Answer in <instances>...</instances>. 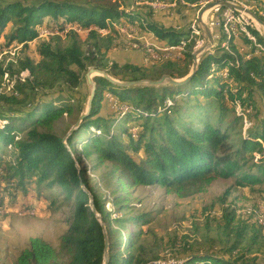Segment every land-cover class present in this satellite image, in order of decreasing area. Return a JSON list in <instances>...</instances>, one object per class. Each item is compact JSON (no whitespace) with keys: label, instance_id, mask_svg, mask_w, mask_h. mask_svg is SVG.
<instances>
[{"label":"trees","instance_id":"trees-1","mask_svg":"<svg viewBox=\"0 0 264 264\" xmlns=\"http://www.w3.org/2000/svg\"><path fill=\"white\" fill-rule=\"evenodd\" d=\"M174 1L199 5L206 0ZM153 15V9L147 6L128 9L121 0H0V39H5L0 48L11 47L13 42L26 47L45 26L51 30H63L67 24L104 28L107 19L125 20L156 38L168 39L173 46L183 44L189 34L186 30L158 24ZM46 17L50 23L45 21ZM8 25L11 29L6 32ZM251 30L264 44L263 37L254 28ZM219 34L214 52L200 57L196 71L184 84L120 86L94 76L89 114L65 143L62 142L65 133L56 132L55 121L64 113L73 115L77 107L72 103L73 96L63 89L67 92L77 89L88 67L105 70L121 81L157 79L163 75L180 79L191 70L192 46L179 59L148 66L142 61L121 64L114 61L104 67L110 51L117 46L116 42L113 44L116 31L103 37L92 30L83 40L78 32L70 30L65 35L68 42L65 46H53L50 40L42 39L37 46L38 60L18 57L17 74L22 70L28 72H23L27 74L23 80L18 75L14 77L11 67H3L0 62V88L4 74L14 80L10 92H0V142L4 147H13L14 156L12 161L0 160V205L5 207L4 194L29 195L36 188L35 197L39 200L34 202L46 201L49 208L59 206L66 226L56 246L40 236L31 237L28 246L13 261L0 264H103L104 233L89 205V194L105 225L108 264H149L146 249L134 238L137 231H130L127 226L146 225L152 221V215L149 212L117 215L134 210L132 191L137 187L157 184L167 194L187 198L205 191L217 178L235 176L236 185L242 188L253 187L262 180L264 113L256 94L264 98V55L257 52L253 37H239V45L245 49L240 56L235 38L224 32L223 36ZM224 41L229 50L223 48ZM258 47L264 52L261 45ZM151 69L156 76L149 74ZM208 81L213 82V88L207 89ZM190 86L205 93L208 99L202 95L192 99ZM51 90L55 92L50 93ZM105 92L128 106L127 110L116 115L114 112L109 118L100 114ZM36 93L42 96L36 97ZM31 94L28 108L21 110L17 106L21 102L18 97L28 99ZM228 101L232 104L238 101L242 116L249 107L252 110L247 116L251 127L237 145L229 131L221 129ZM215 103L220 110L219 120L210 123L206 116ZM201 112L204 118L199 117ZM238 118L235 116L233 123ZM85 129L88 135L78 140ZM254 152L258 158L248 164ZM92 156L98 166L107 164L103 175L109 196L100 181H90L84 160ZM107 203L112 209L106 208ZM221 225V234L227 237L222 253L193 252L178 264H263L257 257L246 255L264 239V230L251 213L244 216L233 208H223ZM230 233L234 235L232 240Z\"/></svg>","mask_w":264,"mask_h":264},{"label":"rangeland","instance_id":"rangeland-1","mask_svg":"<svg viewBox=\"0 0 264 264\" xmlns=\"http://www.w3.org/2000/svg\"><path fill=\"white\" fill-rule=\"evenodd\" d=\"M121 1L123 2V6L128 9L133 6H147L153 9L154 15L152 18L156 17L155 20L167 28H174V26L177 27L176 22L178 23V20L180 19L183 24L181 22L178 23L180 25L179 29H184L189 33L185 40H183V44L178 45L180 55H169L168 57L150 56L148 48H140L141 61L145 66H148L167 59L173 60L181 58L189 45L192 46V51L200 47V43L204 41V33L201 30L202 27L198 24H188L189 21L183 19L182 16L189 12L187 11L188 9H193L190 10V13L194 15L195 13H198L203 5L216 0H206L199 5H184V3H176L174 0ZM230 1L254 12H258V14L264 18V0ZM161 13L165 14V17L160 16ZM208 13L209 10L203 15L204 21H206L207 16H211L212 14L209 13L208 15ZM232 13L234 15L236 14L234 19H231V13L228 10V16L218 17L213 20V31L216 34L220 33L219 35H222L223 31L219 27L225 23V20L231 19L227 26L235 38V43H237L235 37L236 29L238 37H241L242 35L248 39L249 37L250 39L253 37L254 42L252 43H254L253 45L259 50L257 52L264 55L263 50L258 47V45H261V47L264 48V44L258 40L257 36L251 30L254 28L257 32L258 29L262 32L261 26L257 22H255L256 27L249 23V19L246 18L244 12L233 10ZM168 18H171L170 20L172 23L166 21ZM45 21L50 23V18L46 17ZM120 24L128 26L125 33H121ZM232 24H234V27ZM91 27L92 28L86 29L80 28L74 24H67L64 29L59 32L51 30L47 28V26L42 27L38 32L39 37L37 36L36 40L33 39L32 41H29L28 44H26V47L22 45V43L13 42L11 47L4 50L0 48V62L2 61L3 67L10 66L11 70L14 72V77H16L18 75V66L16 64L18 57L28 56L34 60H38L39 55L37 53V46L39 41L42 39L50 40L53 46H65L68 43L65 35L70 30L78 32L80 35L79 38L83 40L85 39L84 37L87 36L86 34L92 30L96 31L103 37L116 31L117 37L116 40L113 41V44L116 42L117 46L114 48L111 47L113 49L110 51L108 63L105 62L104 67L110 65V63L114 61H117L120 64L124 62H133V60L128 58L121 60L122 58L120 56L129 55L136 51L134 43H126V40L127 37L140 38V32H144L140 27H134L125 20H118V22H115L111 19H107L105 21L104 28H100V26ZM10 29L11 25H8L5 31L7 32ZM83 29H86V31ZM54 35H59V38ZM4 41L5 39L1 37L0 42L3 43ZM165 45L173 46L171 43H167ZM215 45L217 46L216 43ZM222 46L225 51L229 50L227 42L224 41ZM215 47L210 49L211 51L207 52L213 53ZM152 50L154 55L163 54V47H161V45L152 43ZM238 51L240 52V56L244 55V51ZM229 52L233 53L231 51ZM112 54L117 56L118 60H113L111 56ZM86 71L83 73L80 86L77 89L69 92H67L65 88L63 89L66 94L73 96L74 101H72V103L77 108L75 109L73 115L64 113L58 120L55 121V130L57 133H65L66 135L72 125L77 121L80 114L87 108V102L92 87L87 83L85 78ZM23 72L27 71L22 70L18 75L22 80L25 76H27V74ZM223 72L224 71H221V73ZM149 74L155 75L154 69H151ZM159 78L160 76L157 79ZM13 82L14 80L10 79L7 73L4 74L0 92H10ZM206 85L207 89L214 87L212 81H208ZM60 87L56 89L58 91L55 92V90H51L50 93L59 92ZM182 90L185 91L186 89ZM188 90L192 99H195V97H199L200 95H202L203 99H208V96L205 95V93H200V91L193 89L192 86H190ZM40 95L41 94L36 93V97ZM256 97L258 105L262 108L263 114L264 98H260L258 93L256 94ZM32 98V94L28 99L23 98V96L18 97L21 102L17 106L21 110H26ZM231 102H229L228 110L222 118L221 129L229 131L231 140L237 145L238 140L246 135L248 131L251 119L247 116L252 112V110L249 107L245 112L246 114L242 116V108L240 107L238 101H234L233 104ZM168 103H170V101H168ZM1 104L4 107L3 109L6 110V106L3 101H1ZM78 108H80V110H77ZM127 108L128 106L121 104L109 92H105L100 114L109 118L112 117L114 112L116 115L118 111L127 110ZM219 115L220 110L218 108V104L215 103L209 110V115L206 116V120L210 123H217ZM235 116H239V118L235 121V123H233ZM199 117L204 118V112H201ZM132 131H136V128ZM23 133L24 132H21V135H23ZM65 135H63V137ZM87 135L88 129L81 131L78 136V140ZM80 147L81 145H78L76 149L79 150ZM12 150L13 147H4V143L0 142V160L2 162L12 161L14 159ZM252 154L253 158L249 160L248 164L256 161L258 158L257 152ZM134 157L137 158L138 156ZM84 161L88 168V175L91 183L100 181L102 189L105 188L104 193L109 196L110 191L106 187L103 175L107 169V164L98 166V164H96V160H94V156L90 157V159H85ZM36 190L37 189L35 188V190H33L29 195H23L19 192L17 195L4 194V197H6L4 199V201H6L4 203L5 207L0 205V263H9L13 261L16 258L17 253L28 246L29 239L31 237L40 236L49 241L53 246H56L58 244L60 234L66 228L65 224L62 222V209L59 206L58 208L56 205L49 208L46 201L37 204L34 202V200H39L35 197ZM46 194L48 195L47 192ZM0 195H2L1 191ZM132 197L133 200L131 205L134 206V210H125L117 215H130L131 213L136 212H149L152 215V221L146 225L127 226L128 230L137 231L134 238L138 245L142 244L146 249L144 253H146V256L150 259L149 264H178L184 257L193 252L210 251L214 253H222V247L227 238L226 235L224 236V234H221L223 208H233L236 213L244 216L251 213L253 220L264 230V177L258 184L250 188L238 187L235 183V176L229 178H217L206 188L205 191L187 198H178L174 194H167L164 187L161 185L154 184L149 186H140L132 191ZM106 208L112 209V206L107 203ZM233 238L234 235L230 233L229 239L232 240ZM246 255L247 257L255 256L257 257L258 262L264 264V239L257 243ZM154 256L158 258H152Z\"/></svg>","mask_w":264,"mask_h":264},{"label":"water","instance_id":"water-1","mask_svg":"<svg viewBox=\"0 0 264 264\" xmlns=\"http://www.w3.org/2000/svg\"><path fill=\"white\" fill-rule=\"evenodd\" d=\"M216 4H220L223 6H228L231 8H235L238 10H243L245 11L247 14H249V16L255 21L257 22L262 29V37L264 39V21L252 10L246 9L245 7L241 6V5H237L234 3H231L229 1L226 0H222V1H218V2H208L205 5H203V7L198 11L197 14V22L202 26L203 28V32H204V44L195 49L194 51H192V66H191V70L189 71V73L184 76L183 78L180 79H174L171 78L168 75H163L161 76L159 79H139V80H127V81H121L119 79L113 78L112 76H110L108 73H106L104 70L95 68V67H90L87 69L86 73H85V78L87 80V83L89 85H91L92 90L90 92L89 98H88V102H87V108L86 110L80 114V116L78 117L77 121L72 125V127L69 129L68 133L63 137L62 142L65 143L66 138L68 137V135L73 132L75 129H77L80 126V123L84 120V118L89 114L90 111V107H91V103H92V99L94 97V91H95V82L93 81V77L94 76H101L105 79H107L108 81L120 85V86H135V85H153V86H159L161 84L164 83H169V84H174V85H181L186 83L194 74V72L197 69V65H198V61L199 58L204 54V52L210 48L213 43H214V39H213V35L211 33L210 28L207 26V24L205 23V21L203 20V14L211 9L213 6H215ZM83 187V184L81 185ZM84 188V187H83ZM86 192L89 194V192L86 190ZM89 205L92 209V211L94 212V214L98 217L100 224L102 226L103 229V233H104V261L103 264H108V258H109V252H108V240H107V235H106V230H105V225L103 224L99 214L96 212L91 195L89 194Z\"/></svg>","mask_w":264,"mask_h":264},{"label":"built area","instance_id":"built-area-1","mask_svg":"<svg viewBox=\"0 0 264 264\" xmlns=\"http://www.w3.org/2000/svg\"><path fill=\"white\" fill-rule=\"evenodd\" d=\"M218 1H222V0H216L214 2H218ZM226 1L230 2V0H226ZM228 10H230V7L223 6V5H220V4H216L213 8L209 9V13H212V14H211V16H207V19H206L205 23L210 28L211 33L213 35L214 41H217V35L213 31V20H215L218 17L228 16ZM209 13H208V15H209ZM197 14L198 13H195L194 19L192 21H190L188 24H199L197 22ZM245 15H246V18L249 19V23H251L253 26H255V21L249 16V14L245 13ZM120 25H121V33H125V30L128 29V26H126L125 24H120ZM232 26L234 27V24H232ZM88 28H92V27H88ZM88 28H86V29H88ZM179 28H180V26L178 28H175V29H179ZM86 29H83V30L86 31ZM55 31L59 32L61 30L55 29ZM258 33L260 35H262V32L259 29H258ZM235 37H236V40H237V43H238L239 50L245 51L244 47L239 45V42H238L239 37H238V34L236 33V29H235ZM126 43H134L135 50H138V51H140V48H148L150 56L180 55L179 46H168V45H165V44H163V45L160 44L161 47H163V55H154V52L152 50V43H156V42L152 40L151 36H149V35H147L146 33H143V32H140V38L127 37ZM203 44H204V41H202V43H200V47ZM222 51H224V50H222Z\"/></svg>","mask_w":264,"mask_h":264},{"label":"crops","instance_id":"crops-1","mask_svg":"<svg viewBox=\"0 0 264 264\" xmlns=\"http://www.w3.org/2000/svg\"><path fill=\"white\" fill-rule=\"evenodd\" d=\"M190 10H193V9H188L187 11H189L187 14L185 13V15H183L182 16V18L183 19H186L187 21H192V19H194V17H195V14L193 15L192 13H190ZM165 14H163V13H161V15L160 16H163V17H165L164 16ZM159 16V17H160ZM158 18V17H157ZM154 20L156 19V17H154L153 18ZM171 18H168L166 21L167 22H169V23H172V21L170 20ZM163 20H165V19H163ZM173 20V19H172ZM115 22H118V20H114ZM156 21V20H155ZM174 21V20H173ZM179 22H181V20L179 19L178 20ZM158 24H160V22H158V21H156ZM178 22V23H179ZM177 22H176V24H177V27L176 26H174V28H178L180 25L178 24ZM182 23V22H181ZM183 24V23H182ZM182 28V27H181ZM184 28V27H183ZM143 33H146L147 35H149V36H153L152 37V40L153 41H155L156 43L155 44H157V45H163V44H167L169 41H168V39L166 40H163V39H159V38H156L153 34H151V33H148V32H143ZM219 39H217V41H218ZM217 41H215V43L217 42ZM112 56V58H113V60H116L118 57L117 56H115V55H111ZM122 59H121V58ZM119 58L121 59V60H124V59H131V60H133V62H137V63H141V53H140V51H138V50H136V51H134L132 54H129V55H124V56H120ZM115 58V59H114ZM118 60V59H117Z\"/></svg>","mask_w":264,"mask_h":264},{"label":"bare ground","instance_id":"bare-ground-1","mask_svg":"<svg viewBox=\"0 0 264 264\" xmlns=\"http://www.w3.org/2000/svg\"><path fill=\"white\" fill-rule=\"evenodd\" d=\"M230 2H232V1H230ZM232 3H234V2H232ZM235 4V3H234ZM214 7V6H213ZM212 7V8H213ZM247 9V8H246ZM233 10H237V11H241V12H244V13H246L245 11H243V10H238V9H235V8H231L230 7V17H231V19H234V17H235V15L232 13V11ZM208 11V10H207ZM204 15V14H203ZM231 19H227V20H225L224 22V24H222L221 25V28H222V31L228 36V37H233V34H231V31H230V29H229V27L227 26V24H229V21L231 20ZM233 21V20H232ZM198 25H200V24H198ZM200 27H202L201 25H200ZM201 30H202V32H203V28H201ZM204 33V32H203ZM213 47H215V41H214V43H213V45L209 48V49H207L205 52H207V51H209L210 49H212ZM199 48V47H198ZM204 52V53H205ZM160 55H163V54H160ZM169 55H163V57H168ZM165 59H167V58H165ZM200 59V58H199Z\"/></svg>","mask_w":264,"mask_h":264}]
</instances>
